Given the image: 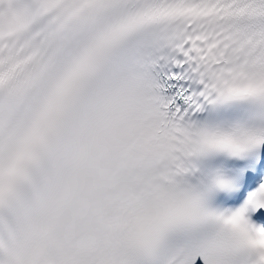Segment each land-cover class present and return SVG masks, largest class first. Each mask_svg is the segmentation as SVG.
<instances>
[{"label": "snow or ice", "instance_id": "1", "mask_svg": "<svg viewBox=\"0 0 264 264\" xmlns=\"http://www.w3.org/2000/svg\"><path fill=\"white\" fill-rule=\"evenodd\" d=\"M0 264H264V0H0Z\"/></svg>", "mask_w": 264, "mask_h": 264}]
</instances>
